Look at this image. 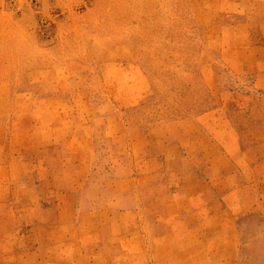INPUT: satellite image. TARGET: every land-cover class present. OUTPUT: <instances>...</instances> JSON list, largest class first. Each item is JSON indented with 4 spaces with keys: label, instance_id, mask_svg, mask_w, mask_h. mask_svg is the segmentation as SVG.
Returning <instances> with one entry per match:
<instances>
[{
    "label": "rangeland",
    "instance_id": "rangeland-1",
    "mask_svg": "<svg viewBox=\"0 0 264 264\" xmlns=\"http://www.w3.org/2000/svg\"><path fill=\"white\" fill-rule=\"evenodd\" d=\"M258 71L264 72V0H0V264H102L96 252L85 259L48 250L66 230L83 237L98 232L75 222L91 206L83 189L70 201L55 183L76 180L96 193L121 174L111 167L143 154L160 169L143 179L181 183L187 173L175 169H193L195 179L209 182V196H231L237 264H264V88L256 84L264 87V76L257 79ZM120 131L121 139L112 137ZM65 151L67 161L84 153L83 172L74 164L64 170ZM60 212L55 226L50 219ZM208 213L199 216L210 233ZM110 219L106 230L128 228ZM170 222L176 229V220ZM210 245L208 251L202 242L196 260L187 263L185 255L181 262L217 264L222 255ZM152 251L116 259L176 264L182 257L176 245L168 261Z\"/></svg>",
    "mask_w": 264,
    "mask_h": 264
},
{
    "label": "crops",
    "instance_id": "crops-1",
    "mask_svg": "<svg viewBox=\"0 0 264 264\" xmlns=\"http://www.w3.org/2000/svg\"><path fill=\"white\" fill-rule=\"evenodd\" d=\"M256 75L257 79H259L261 75L264 76V72L258 71ZM256 84L258 87L264 88L258 83ZM106 131H108V128H106ZM104 136L102 138L106 139V137H109V134L104 133ZM112 137L116 140L121 139L123 137L122 131L115 132ZM132 137L133 135H131L132 145L130 146V150L133 147L136 150ZM195 137L196 135L193 134L188 139L191 140ZM69 139H66V144L63 145L64 150H68L67 144L71 145ZM84 143L89 145V140L82 138L81 144L83 145ZM50 149L53 150V148ZM132 152L134 151L132 150ZM63 154L65 156V161L62 162L64 170H71L73 164L75 165V171L83 172L85 170L86 166L84 167V164L81 163L84 156L83 152L77 153L81 159L79 161H76L77 159L67 161L70 153L65 151ZM131 154L133 155V153ZM153 158L155 157L143 154L137 162L131 161L128 164L121 162L116 167H111L112 172L120 171L121 174L118 175L117 179L103 182L97 187L96 193H86V191H90L85 190L84 185L76 180L71 184H68V180L55 183V189L63 196L62 198L70 201L74 199L73 197L76 196V193L80 189H83L84 193L81 194L83 195L81 198H83V201L90 203L91 206L82 209L78 213L79 216H77L75 222L81 228L91 226L94 229L97 228L98 232L95 235H92L94 234L92 233L89 237L86 235L84 239L82 233L75 232L72 235L71 231L66 230L65 235H62L59 243L57 241L49 242L48 250L52 252H76L82 254V257H85V259H87V253L96 252L104 257L102 264H121V261L116 259V256L120 253H140L143 251L152 254V247L162 253L161 258L163 261H168L170 255L167 252L169 253L171 248L176 245L177 257L182 256L176 264H184L181 260H185V255L188 259L187 263L191 260H196L197 256L199 257L200 246L204 242L206 250L209 251L208 243H212L210 246L213 249L216 248L215 252H220V255H222L218 259L217 264H237L240 253V242L236 220L233 217V212L228 202L231 196L226 195L221 198L209 196V182L195 179V171L193 169L184 171L178 168L175 169L179 173H187L186 178L188 179L184 177L181 183H178L175 179L166 180L165 183L159 180L143 179V177H152L154 173L160 170L152 163ZM98 164L101 170V163L99 161ZM68 166H71V168L67 169ZM163 166L164 170H170L168 164ZM0 170H4V167L1 166ZM106 170L109 171L110 168ZM88 187L92 188L91 185H88ZM77 198L81 201L80 196ZM102 201L105 203L104 206H93V203ZM123 201L127 202V204L125 205ZM57 202L58 206L62 204L60 201ZM120 202H123V206L118 208L119 206L117 207L116 205ZM202 211L212 212L204 216L205 219H209V223L214 224V229L210 233L208 232L210 229L206 228L202 230L199 216ZM54 216L53 219H50L54 221L51 223H55V226L60 225L61 212ZM110 218H112V222L115 219L120 221V223L122 221L123 225L125 227L128 226V228L125 231L106 230L105 227L110 226ZM133 218L134 221L132 220ZM131 220L133 223L129 225ZM175 220L177 222L176 229L170 230V221ZM163 225L166 228L161 231L158 230V227L161 226L163 228ZM168 227L169 230H167ZM203 234L208 235V241L202 238ZM210 237H212L210 240L214 239L212 242L209 240ZM95 240L96 243H94ZM44 249L39 245L37 250L41 251ZM151 260L153 259H147L148 263L141 264H149V262H151L150 264H154ZM74 261L70 262L68 260L66 264H80L79 261ZM49 262L51 264V261Z\"/></svg>",
    "mask_w": 264,
    "mask_h": 264
}]
</instances>
